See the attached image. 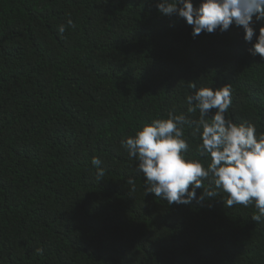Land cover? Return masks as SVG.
I'll return each mask as SVG.
<instances>
[{
  "label": "trees",
  "instance_id": "obj_1",
  "mask_svg": "<svg viewBox=\"0 0 264 264\" xmlns=\"http://www.w3.org/2000/svg\"><path fill=\"white\" fill-rule=\"evenodd\" d=\"M156 2L0 0V264H264L254 204L145 196L120 143L170 111L197 119L192 84H231L227 117L264 132V60L243 28L193 39Z\"/></svg>",
  "mask_w": 264,
  "mask_h": 264
},
{
  "label": "clouds",
  "instance_id": "obj_2",
  "mask_svg": "<svg viewBox=\"0 0 264 264\" xmlns=\"http://www.w3.org/2000/svg\"><path fill=\"white\" fill-rule=\"evenodd\" d=\"M156 9L163 16L184 19L192 27L193 39L201 33H224L233 25L242 27L243 39L251 45L249 54L264 60V0H200L199 6L194 0H157ZM257 22L262 24L258 32ZM67 25L74 26L71 18ZM65 30L64 24L58 26L61 34ZM191 87L194 92L186 96L187 112L195 114L199 109L197 119L170 111L167 119H153L120 142L136 161V172L145 177V196L155 194L171 206L213 199L222 190L228 194L223 200L226 206L254 204L257 212L251 219L264 222V132L258 133L255 124L227 117L231 84L215 89ZM184 126L199 137V155L211 157L206 166L188 155ZM92 164L97 178L103 177L102 161L94 157ZM204 181L210 186L205 188ZM198 189L202 190L199 196Z\"/></svg>",
  "mask_w": 264,
  "mask_h": 264
}]
</instances>
